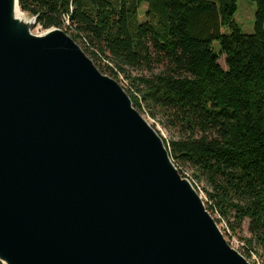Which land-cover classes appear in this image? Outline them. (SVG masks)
I'll return each mask as SVG.
<instances>
[{
	"label": "water",
	"instance_id": "1",
	"mask_svg": "<svg viewBox=\"0 0 264 264\" xmlns=\"http://www.w3.org/2000/svg\"><path fill=\"white\" fill-rule=\"evenodd\" d=\"M14 4L0 0V263L250 264L118 83L62 30L31 35L37 17L12 30Z\"/></svg>",
	"mask_w": 264,
	"mask_h": 264
},
{
	"label": "trees",
	"instance_id": "2",
	"mask_svg": "<svg viewBox=\"0 0 264 264\" xmlns=\"http://www.w3.org/2000/svg\"><path fill=\"white\" fill-rule=\"evenodd\" d=\"M251 1L253 35L233 21L237 0L18 5L43 30H62L102 75L128 82L133 107L172 134L165 146L179 174L189 170L203 183L207 211L231 237L247 221L250 238L239 252L264 264V0ZM225 27L229 35L221 34Z\"/></svg>",
	"mask_w": 264,
	"mask_h": 264
},
{
	"label": "rangeland",
	"instance_id": "3",
	"mask_svg": "<svg viewBox=\"0 0 264 264\" xmlns=\"http://www.w3.org/2000/svg\"><path fill=\"white\" fill-rule=\"evenodd\" d=\"M212 1H216V0H212ZM236 7H237V11H236L235 15L233 16V21L240 28V30L243 34L253 35L255 32L254 25H255V13L257 10L256 4L254 2H252L251 0H237ZM145 8H146L145 4H142L140 7V10H139V21L140 22L144 21ZM22 14H23V18L25 17L24 19H26V20L32 19V17L30 15L25 14L23 12H22ZM29 32L31 35L36 36V37L44 36L47 33V31L43 30L41 27L36 26V25L33 26L29 30ZM221 34L229 35L230 34L229 28H227V27L222 28ZM212 47H213V50L216 53H218V51H219L218 43H214ZM219 64L221 65V67L223 69H225L224 57L219 60ZM115 81L118 83V85L124 91L127 90L128 82L124 83L122 80H120V81L115 80ZM139 114L156 131V133L162 139L164 144H165V142H168L171 139L172 134L159 123L158 119L153 120V119H150L146 114H141V113H139ZM182 172L186 176L190 177L191 180L195 183V184H193L192 181L190 180L191 184L193 185V187L195 188V190L197 191V193L201 197V199L205 205V208H206V206H207L206 204H207L208 200H207V197L205 196V194L203 192V188H204L203 183H196V181L192 179V174L189 170L182 169ZM249 238H250V235L248 234V223L246 221L243 223L241 230L238 231L236 235H233V237L230 238L229 240L225 238V240L227 241L228 244H231L233 247L238 248L239 242L243 243V240L249 239ZM255 250H256V253L258 254L259 250L256 246H255ZM247 261L250 264H260V260L258 259V257L256 255H253V257Z\"/></svg>",
	"mask_w": 264,
	"mask_h": 264
},
{
	"label": "bare ground",
	"instance_id": "4",
	"mask_svg": "<svg viewBox=\"0 0 264 264\" xmlns=\"http://www.w3.org/2000/svg\"><path fill=\"white\" fill-rule=\"evenodd\" d=\"M24 18L22 12L19 9V6H16V4H14L11 22L12 30L21 32L23 27H28L31 24V20H26Z\"/></svg>",
	"mask_w": 264,
	"mask_h": 264
},
{
	"label": "built area",
	"instance_id": "5",
	"mask_svg": "<svg viewBox=\"0 0 264 264\" xmlns=\"http://www.w3.org/2000/svg\"><path fill=\"white\" fill-rule=\"evenodd\" d=\"M182 178H185V179H187V180H189L190 181V179H189V177L188 176H186L185 175V177H183V176H181ZM218 225V227H219V229L221 230V232H222V234H223V236H224V238H226V239H230V238H232L231 237V235H230V232L228 231V230H226V226L224 225V224H217ZM229 242V241H228ZM230 243V242H229ZM232 248H234V249H236L238 252H239V249L240 248H243L244 247V245H243V243H241V242H239L238 243V248H235V247H233L231 244H229ZM253 257V256H252Z\"/></svg>",
	"mask_w": 264,
	"mask_h": 264
}]
</instances>
